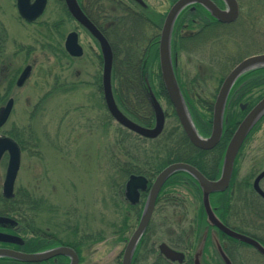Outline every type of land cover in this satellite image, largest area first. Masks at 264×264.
Segmentation results:
<instances>
[{
    "label": "rangeland",
    "instance_id": "obj_1",
    "mask_svg": "<svg viewBox=\"0 0 264 264\" xmlns=\"http://www.w3.org/2000/svg\"><path fill=\"white\" fill-rule=\"evenodd\" d=\"M144 1L148 6L146 14L156 19L165 16L172 0ZM239 1L264 4V0ZM106 4L108 9L112 6L109 1ZM258 8L253 7L254 11ZM66 13L63 0H49L43 16L27 24L19 17L16 0H0V29L4 28L7 34L6 43L5 38L4 41L0 38V71L10 62L13 66L10 74L27 64L33 65L25 86L14 88L15 107L0 134L18 127L19 137L26 143L15 192L26 189L36 201L40 199L41 211L31 213L35 231L80 245V264H122L126 241L135 231L139 218L131 217L124 203L128 178L120 179L119 168L126 162L145 169L159 166L139 161L144 156L145 160L149 159L148 151L153 150L158 151L157 157L167 158V147L157 148L144 141L145 138L131 139L123 133L122 129H127L111 117L101 97L103 65L97 56L98 49ZM260 24L264 34V6ZM73 30L80 34L85 53L69 65L63 46L64 38ZM150 33L144 38H150L153 35ZM159 73V60H156L145 74L149 79L152 77L149 82L166 113L165 129L170 133L180 125L166 92L161 90ZM190 110L201 127L212 118L210 107L194 106ZM258 130L264 132V122ZM124 146L131 156L123 152ZM7 164L5 156L0 162V194ZM191 187L187 194L178 186L176 194L185 198L183 209L153 218L147 240L150 246L157 248L161 243H173L184 247L193 243L194 247L197 244L201 232L200 216L197 217L201 200ZM25 236L31 238L32 234ZM185 240L187 244H183ZM237 249L241 257L236 258V264H264V260L249 250ZM145 254L138 255L135 264L155 263L156 253Z\"/></svg>",
    "mask_w": 264,
    "mask_h": 264
},
{
    "label": "flooded vegetation",
    "instance_id": "obj_2",
    "mask_svg": "<svg viewBox=\"0 0 264 264\" xmlns=\"http://www.w3.org/2000/svg\"><path fill=\"white\" fill-rule=\"evenodd\" d=\"M77 1L84 14L89 18V16L87 15V11L90 12L91 10L92 12V5L94 0ZM120 1L130 10H134L136 3L133 0ZM177 1L178 0H176V2ZM210 1L214 3L219 8V10L228 11V6L223 0ZM236 1L238 4V16L234 21L221 22L213 16L211 11L207 7L200 3H193L188 5L181 11L179 16L177 17L173 29L171 43L172 63L174 74L184 100L188 107L204 106L210 107L212 110V118L211 120H209L210 125H206L207 130H201L198 125L199 123H195L199 134L203 138H208L211 135L213 127L214 107L216 105L220 90L225 80L234 71V69H236L247 59L264 56V34L261 28L262 25L260 24L263 19L264 4L258 2L255 4H246L242 3L239 0ZM33 2L34 0H32V3ZM176 2L171 4L169 10L165 14L164 21L171 7ZM63 4L69 20L74 22L75 25L80 28V30L83 31L86 36H88L87 38H91V40L96 45L98 49L97 56L100 58V61H102L103 65L102 52L98 41L90 34V32L80 26L75 21V19H73L67 9L65 0H63ZM254 6L259 8L255 9L254 11ZM19 17L21 18L20 15ZM41 17H39L32 23L25 21L23 18L21 19L27 24H33L37 22ZM90 21L97 27V29L105 38H109V33L103 31L100 26H98L91 19ZM100 23L101 26L104 24L102 20L100 21ZM106 27L107 29L110 28V24L106 23ZM161 31L162 28L159 32V38L161 36ZM72 32H76L78 34V43L83 49V55L80 57H74L70 55L65 48L66 39ZM80 38V34L76 30L69 32L64 38L63 49L66 57L69 59V65L73 63V60H78L84 56L85 51L80 43ZM1 39L2 41H4L3 38ZM6 41L7 38H5V43ZM28 66H31L32 68L31 73L26 82L21 87H19L17 85L18 79L20 78L24 69ZM11 68H13V66L10 62L8 65L2 67L0 71V73L2 74V78L0 80V94H2L0 96V105L2 106H0V110L6 106L10 99H12L14 102L11 115L6 124L0 129V131H2V129H5L8 125L15 107V93L13 92L14 88L22 89L33 72L32 64H27L22 70L19 69L18 71H16L17 73L13 74H10ZM76 72L80 76V71L77 70ZM102 76L103 67L99 90L101 92V97H103L104 99ZM263 99L264 66L251 67L236 78L226 99L222 138L215 148L210 151H205L210 153L209 157L213 159V162L209 164L207 169L205 168L206 172H202V170H200L197 166L192 165L207 179L211 181H217L220 178L225 152L231 138L233 137L234 133L236 132L239 125L243 122V120ZM263 122L264 116L257 122V124L253 127V129L249 132V134L243 141L235 158L229 185L223 192L212 193L210 195V204L216 216L228 229L236 233L245 235L257 241L264 247V132H260V130H258ZM228 123H232L234 125V128L230 129L231 136L227 144L220 147L224 136L225 126L228 125ZM13 136L19 137L18 127H13L11 128V130L3 131L0 134V137H9L11 139H14ZM220 152H223V155L221 156V165L214 162V160L217 159V156L220 157ZM5 156L9 161L8 154H5L3 158ZM3 158L1 159V161L3 160ZM157 175L154 177V179H150L141 174L137 175L144 176L148 182L146 190L139 191V201L135 205H132L129 201H127L125 197L124 187V203L128 206L129 214L131 215V217L135 216L140 220L145 208L146 201ZM176 175L179 177L173 178ZM173 177L168 179L159 191L151 221L144 234L146 235L147 233V237L145 239L146 242L143 244L141 250L138 253L139 256L144 255L145 252L146 254L156 253L155 260L153 261L165 264L180 263L170 262L169 260H167L160 253L159 246L157 248L153 245L150 246V241L147 240L149 239L148 236L151 234V222L153 218H156L157 216L164 217L171 211H179L178 209L184 208V206L182 205V199L185 198L181 199V197L176 194V192H178V186L183 187L184 191H187V194H189V187L192 186V192L193 190L194 192L196 191L199 199L201 200V207L198 211L197 217L201 215V209L203 208L206 221V213L202 202L203 194L198 181L186 172L177 173L173 175ZM0 217L9 218L6 215H0ZM24 231L25 224L22 217L20 216L15 217L14 225L1 224L0 233L20 237L24 240V242L22 245L0 243V249H11L26 253L22 251V249L26 245V242L28 241V238L24 235ZM200 231L201 235L207 233V241L209 240V245L205 244V247L203 249L201 264H225L212 241L213 237H215L216 235L219 237L222 249L227 258L230 260L231 264H236V258L241 257V253L238 251L237 247H241L246 251L249 250L253 256L264 260V255L255 247L233 239L232 237L224 234L216 226L209 225L207 221L206 225H204L202 229H200ZM166 244L171 249L184 254V261L182 264H194V256L197 244L194 247L193 243L188 246L185 245L184 247L179 244ZM56 258H52L41 263L30 264H42L46 262L48 264H51V262L56 264L59 261ZM133 261H135V259H133ZM6 262L14 264L23 263H15V261L13 260ZM134 263H136V261ZM68 264H70V260L68 261Z\"/></svg>",
    "mask_w": 264,
    "mask_h": 264
},
{
    "label": "water",
    "instance_id": "obj_3",
    "mask_svg": "<svg viewBox=\"0 0 264 264\" xmlns=\"http://www.w3.org/2000/svg\"><path fill=\"white\" fill-rule=\"evenodd\" d=\"M133 1L142 8H148L144 0ZM223 1L228 6V11L219 10V8L210 0H178L171 7L170 11L166 16L161 31V37L159 40V66L165 92L170 100V103L174 108V111L177 115V118L185 135L194 147L204 151H210L215 148L222 138L226 99L236 78L240 76L241 73L251 67L264 66V56L250 58L241 63L228 76L220 90L216 105L214 107L213 127L211 135L208 138H203L199 134L194 124L191 113L184 100V97L182 95V92L179 88L174 74L171 56L172 34L175 22L181 11L185 7L193 3H200L207 7L211 11L213 16L221 22L234 21L238 16L237 1ZM47 2L48 0H34L33 3L32 0H17L18 13L21 18H23L25 21L32 23L42 16L47 6ZM65 3L73 19H75V21L80 26L90 32V34L99 43L103 58V95L106 108L111 117L120 126L142 138L148 140H156L157 138H159L165 128L166 114L151 87L149 78L145 77V92L155 117V124L152 128H147L135 122L121 110L115 100L113 93L112 70L114 58L109 41L102 35V33L97 29V27L84 14L77 0H65ZM65 48L67 52L74 57H80L83 55V49L78 43V34L76 32H72L68 35L65 42ZM31 70V66H28L24 69L17 82V85L19 87H21L26 82L31 73ZM13 104V100L10 99L6 106L0 110V129L8 121L13 109ZM263 116L264 99L243 120V122L239 125L233 137L231 138L225 152L222 173L217 181H211L207 179L195 167L186 163L171 164L157 175L150 191V194L148 196V199L146 201L145 208L140 218L139 224L136 230L129 238V240L127 241L122 258V264H132L137 247L151 221L159 191L168 179L180 172H186L198 181L203 194L202 202L206 213V221L209 225L216 226L224 234L232 237L233 239L239 242H243L255 247L259 252L264 255V247L261 244L245 235L236 233L228 229L216 216L210 204V195L212 193L223 192L229 185L237 153L249 132L253 129V127ZM5 154H8L9 161L7 165L5 179L3 182V196L6 199H12L14 197V187L21 165V148L15 140L9 137H0V161ZM147 182L148 181L144 176L131 175L125 186V197L127 201H129L132 205L137 204L140 196L139 191L146 190ZM1 224L14 225L15 220L7 217H0V225ZM206 241L207 233H204L200 237L196 247L194 264H201L202 253ZM212 241L223 262L225 264H231L230 260L227 258L222 249L219 237L216 235L215 237H213ZM23 242V239L20 237L0 233V243L22 245ZM159 250L160 253L171 262H178L182 264L184 261L183 253L171 249L165 243H162L159 246ZM58 256L69 258L70 264H79V256L75 252V250L65 246L56 247L44 252L34 254L23 253L11 249H0V258L12 259L24 263H41Z\"/></svg>",
    "mask_w": 264,
    "mask_h": 264
},
{
    "label": "trees",
    "instance_id": "obj_4",
    "mask_svg": "<svg viewBox=\"0 0 264 264\" xmlns=\"http://www.w3.org/2000/svg\"><path fill=\"white\" fill-rule=\"evenodd\" d=\"M108 1L110 2V5L112 4V6H109V9L106 4ZM174 2H176V0H172L171 4ZM146 10L147 9L142 8L137 4H135L134 10H130L127 6L123 5L120 0H94L92 12L91 10V13L87 11V15L93 22L100 26L103 31L109 33V38L107 39L109 40L114 53L112 82L114 97L117 104L132 120L145 127H152L154 125L155 118L145 92V73L154 61L159 60V32L162 28L165 16H161L162 18L159 16L154 19L150 16V14H146ZM101 20L104 22L102 26L100 23ZM106 23L110 24V28L107 29ZM148 31H151L150 34L153 35L150 36L151 38H144ZM5 34L4 28L0 29V38H5L7 35ZM0 49H2L1 46ZM149 80L152 81V77ZM160 86L162 92L164 93L165 89L162 83L161 74ZM190 112L192 114L191 110ZM173 113L176 115L175 111ZM192 117L195 123L198 124L194 115H192ZM202 125V127L199 126L200 129L203 131L207 130L206 125L209 126L210 122L205 121ZM231 128H234L232 123H228V125L225 126L224 136L220 147L222 145H226L229 141ZM122 130L124 131L123 133L126 132L131 139H142L140 136L134 135L132 132H128L124 129ZM13 138L20 145L21 150L25 151V141H22L20 137L13 136ZM121 141H123V139ZM144 141L156 145L157 148L167 147V158L157 157L158 151H148L149 159L145 160L144 156V160L140 159L139 162L146 161L145 163H147L149 161L152 164H159V166L145 169L140 166H131L129 162L122 163V167L119 168L120 179L126 180L130 175L138 174L145 175L146 177L153 179L164 168L173 163H186L197 166L200 170H202V172H204L205 168L207 169L209 164L213 162V159L209 158L210 153L198 150L191 144L181 125L178 129L170 131V133H168L165 129L162 135L156 140L145 139ZM122 150L126 156H131L128 148H125L124 146ZM219 154L220 157L217 156V159L214 160V162L221 165V156L223 155V152H220ZM177 177L179 176L176 175L173 178ZM39 201L40 199L36 201L33 198V194H31L28 190L21 188L15 192V196L12 199H5L2 194H0V215H6L14 218L16 216L22 217L25 224L24 235H28L29 233L32 234V237L28 238V241L22 251L26 253H38L58 246H67L73 248L81 259L80 245L67 242L56 236L52 237L45 232L44 234H41L39 230L35 231L36 229L33 224L34 220L32 219L31 213L41 211ZM125 219H127V217ZM204 225H206V221L202 208L201 215L198 220V227L202 229ZM201 236V234L198 235V240ZM146 237L147 233L140 241L138 250L134 257L135 260L143 244L146 242ZM187 242L188 241L185 240L183 244H187ZM206 245H209V240L206 242ZM56 259L59 260L56 264H68L69 261V259L65 257H57ZM0 261L1 264H14L7 263L6 261H10V259L7 258H0ZM134 262L135 261H133V264H135ZM15 263L20 262L15 261ZM42 264L48 263L46 262ZM51 264L54 263L51 262ZM154 264L165 263L155 262Z\"/></svg>",
    "mask_w": 264,
    "mask_h": 264
},
{
    "label": "bare ground",
    "instance_id": "obj_5",
    "mask_svg": "<svg viewBox=\"0 0 264 264\" xmlns=\"http://www.w3.org/2000/svg\"><path fill=\"white\" fill-rule=\"evenodd\" d=\"M152 109V108H151ZM179 121V120H178ZM180 124V123H179Z\"/></svg>",
    "mask_w": 264,
    "mask_h": 264
}]
</instances>
